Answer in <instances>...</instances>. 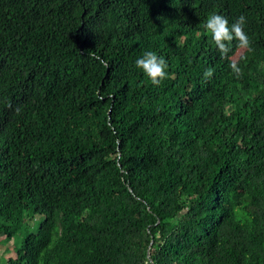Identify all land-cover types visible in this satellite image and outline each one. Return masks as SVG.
Segmentation results:
<instances>
[{
    "label": "trees",
    "instance_id": "obj_1",
    "mask_svg": "<svg viewBox=\"0 0 264 264\" xmlns=\"http://www.w3.org/2000/svg\"><path fill=\"white\" fill-rule=\"evenodd\" d=\"M211 13L244 15L249 46L221 53ZM17 235L0 264H264V0H0V242Z\"/></svg>",
    "mask_w": 264,
    "mask_h": 264
},
{
    "label": "clouds",
    "instance_id": "obj_2",
    "mask_svg": "<svg viewBox=\"0 0 264 264\" xmlns=\"http://www.w3.org/2000/svg\"><path fill=\"white\" fill-rule=\"evenodd\" d=\"M246 23L245 16H238L235 21L229 23L228 19L220 14L211 13L204 22V28L210 33L211 40L221 53L228 51V43L233 39L238 41L242 48L249 46V38L244 31ZM135 65L150 80L153 85H159L167 76V63L162 56H158L153 51H144L138 56ZM232 71L239 74L240 68L235 64H230Z\"/></svg>",
    "mask_w": 264,
    "mask_h": 264
},
{
    "label": "rangeland",
    "instance_id": "obj_3",
    "mask_svg": "<svg viewBox=\"0 0 264 264\" xmlns=\"http://www.w3.org/2000/svg\"><path fill=\"white\" fill-rule=\"evenodd\" d=\"M40 218H35L34 220V225H33V229L30 230L31 232L35 231V228L39 225L40 223ZM21 239V235H17L14 238H12V240H8L6 242H0V257H7V256H12L11 254H9L7 251H5V247H9V248H13L15 246L16 243H19V240Z\"/></svg>",
    "mask_w": 264,
    "mask_h": 264
}]
</instances>
